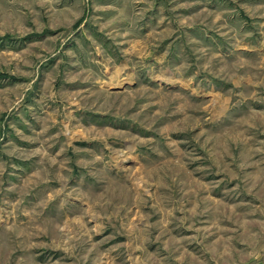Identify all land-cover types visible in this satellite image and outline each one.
I'll use <instances>...</instances> for the list:
<instances>
[{
	"label": "rangeland",
	"instance_id": "374dc122",
	"mask_svg": "<svg viewBox=\"0 0 264 264\" xmlns=\"http://www.w3.org/2000/svg\"><path fill=\"white\" fill-rule=\"evenodd\" d=\"M0 264H264V0H0Z\"/></svg>",
	"mask_w": 264,
	"mask_h": 264
}]
</instances>
